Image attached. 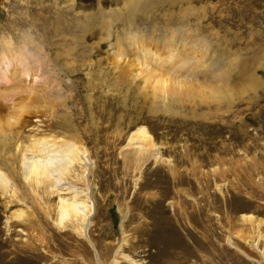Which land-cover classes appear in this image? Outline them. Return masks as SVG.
<instances>
[{
    "label": "rangeland",
    "instance_id": "1",
    "mask_svg": "<svg viewBox=\"0 0 264 264\" xmlns=\"http://www.w3.org/2000/svg\"><path fill=\"white\" fill-rule=\"evenodd\" d=\"M124 1L0 0V264H264V0ZM69 8L111 27L85 35ZM142 45L190 62L142 69ZM17 131L88 154L67 171L86 235L60 218L72 192L21 173Z\"/></svg>",
    "mask_w": 264,
    "mask_h": 264
},
{
    "label": "bare ground",
    "instance_id": "2",
    "mask_svg": "<svg viewBox=\"0 0 264 264\" xmlns=\"http://www.w3.org/2000/svg\"><path fill=\"white\" fill-rule=\"evenodd\" d=\"M70 1H74V0H66V3H69ZM137 2L138 1H135V0H125L124 1V7H126V6L134 7V5H136ZM81 6H83V5H80V7ZM66 7H68V6H66ZM100 9L101 8L96 9L95 12L93 14H91V15L90 14H87V15L83 14L82 16H81V14H79L77 12H75V14H74V12H73V10L71 8H69V10H62V9L61 10H62V13H63V11H71L72 10L71 12L73 14L72 15L69 14L71 19L72 18L73 19H75V18L76 19L77 18H80V19L84 18L83 22H80V21L79 22H80V27L82 29V32L86 35L87 33H93L95 31V29L97 28V26H100V28H102L101 26L105 27V23L112 22V20H111L112 18L111 19L110 18H108V19L105 18L107 15L106 14L104 15L103 14L104 10H102L103 12L101 11V14L100 13L99 14L101 15V17L103 16L102 19H105V21L102 20V23L101 22L98 23L97 14H98V11ZM61 10H59V11L61 12ZM109 11H112L111 12L112 16H115V15L117 16V14L115 13L114 10L109 9ZM113 11H114V13H113ZM59 18H60V16H59ZM59 18L57 20H59ZM72 23H74V22H72ZM110 27H111V24H108L105 27V30L106 29L109 30ZM130 34H132V32ZM95 36H97V35H95ZM28 39H30V40L28 41ZM25 41H26V44L28 45V47H26V48L22 47V50L20 51L22 53V57L21 58H23L24 60L28 59L32 63H36V64L39 63L38 58H35L33 60L32 57H36V56H33L32 52H31V49L29 48L30 47L29 44L31 42H34L33 37L30 36L27 39H25ZM28 42H30V43H28ZM106 44H107V49H103L106 52H107V50H111V49H113L115 47H119L117 50H115V52L113 51L115 53L113 55H115V57H116L115 59H113V62L116 63L115 66H117L121 60H123V62L126 61L125 65H130L129 63L132 60L128 59L127 56H124L126 54V52H124L122 50L123 47L121 48L120 46L117 45V42L116 43H112L110 40L107 41ZM95 46H96L95 47L96 50H98L99 49L98 45L96 44ZM10 48H12V47H10ZM10 50L11 49H9L8 51H10ZM142 50H143V52H145L144 53L145 54V58L144 59H147V56L148 55L149 56H148L147 60H145V61L142 60V62L140 64H141L142 69L143 68H145L147 70L149 69V71H153L154 70V67L152 66L153 65L152 62L156 63V61L159 62L157 64L165 63L169 68L177 66V65L178 66H184L188 62H190L189 60H180L178 57H176V55L174 53H172L167 58L162 56V59H160V58H158V54H156V52L152 48H150V47L144 48V46H143ZM151 54H153V55H151ZM3 55H5V53L2 54V56ZM149 57H151V59ZM3 58H4V60L6 59L4 56H3ZM177 58H178V60H177ZM153 59H155V60H153ZM99 60H101V59H99ZM3 62L5 63V65L7 64L6 66L9 67V64L12 63V60H8V63L5 62V61H3ZM99 63H100V61H99ZM151 63H152V65H151ZM74 64L75 63H69V64H67V66L72 67V66H74ZM140 64H139V62H137V59H135L132 62L131 65L136 68V66H139ZM8 67H6V68H8ZM72 68H70V69H72ZM74 70H75V68H74ZM22 75H23V78H21V80L19 78L17 80V82H16L17 84L21 85V84H23L22 82H24V84H27L28 80L29 81L32 80L31 79L32 74L30 72L25 71ZM3 77H5V76H3ZM5 79L8 80V78H5ZM36 79H37V83L43 81L42 80L43 77H41L39 75H36L35 80ZM95 80L96 79H94L93 81H95ZM90 81H91V79H90ZM30 84H31V82H30ZM163 85H165V81H162V86ZM165 87H166V85L164 87H162L163 88V92L166 90ZM0 108H2V107H0ZM18 109H21V108L18 107ZM28 109H29L28 106H27V109H26V107L24 108V110H26V111H28ZM29 110L31 112V109H29ZM7 121L9 122V124L8 123L7 124L10 125V126L15 124L14 128L16 127V125L19 124L18 120H16V117L12 118V116H11V119H8ZM35 121H38V119L35 120ZM140 131L142 133L144 132V130L142 128H140ZM19 134H20V132L17 131L13 135L15 137L14 138L15 139L14 140L15 141V145H16L15 148L17 149L18 153H13L14 155H12V158L14 160L15 158L18 157L17 159L21 160V163H22L21 167L23 168V171L21 173H23L25 178L27 176H29V175H32V174H38L42 178H44L43 183H45L47 181L48 184L47 183L46 184L48 185V187H52V188H55L57 190L59 188L62 191L72 192L73 195H72L71 199L65 198V197H61L60 198V215H61L60 218L61 219L68 218V219H71L72 221L76 220L75 222H78L81 225V227L83 229V233H85V235H86L87 234V229H88V226H89V223H90V218L92 216V213L94 212L93 204H88L86 201H79L78 199H76V197H78V195H81L82 193L83 194H90V193L89 192H85L83 190L79 191L74 185H71L67 181V174H68L67 171L69 172V167L74 162H77L78 164L83 165V166L90 164L89 163L90 161L88 159V154L85 152V150H83L74 141H66V140H62V139H60L59 141H53L54 139H52L53 142H50L51 138L50 139L49 138L45 139V138H41V137H36L35 135H34L35 137L33 135L31 137L29 136L30 137V143L29 144L27 143V144L23 145L22 142H20ZM145 135L146 136L143 137L144 140H147V141L151 140V138H152L151 136L152 135L146 134V132H145ZM3 144H4L3 147L5 149L6 148L5 146L7 144H5V143H3ZM16 162H17V160H16ZM74 164H76V163H74ZM35 176L37 177V175H35ZM36 177H34V178L37 180ZM45 179H46V181H45ZM7 180H8V177L5 175V173L1 170V167H0V183H5V182H7ZM37 182H39V181H37ZM39 183H41V181ZM250 216L251 215H248V217H250ZM60 221L62 222V220H60ZM63 222H64V220H63ZM66 222L70 223V221H67V219H66ZM255 244L257 245V242Z\"/></svg>",
    "mask_w": 264,
    "mask_h": 264
}]
</instances>
